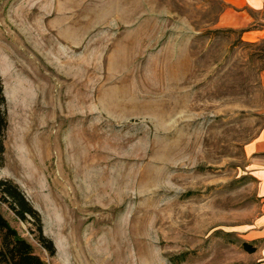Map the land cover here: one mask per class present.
<instances>
[{"label":"rangeland","instance_id":"obj_1","mask_svg":"<svg viewBox=\"0 0 264 264\" xmlns=\"http://www.w3.org/2000/svg\"><path fill=\"white\" fill-rule=\"evenodd\" d=\"M224 2L0 0V179L53 255L0 213L43 264H264L245 153L264 42L222 28Z\"/></svg>","mask_w":264,"mask_h":264},{"label":"crops","instance_id":"obj_2","mask_svg":"<svg viewBox=\"0 0 264 264\" xmlns=\"http://www.w3.org/2000/svg\"><path fill=\"white\" fill-rule=\"evenodd\" d=\"M219 25L241 34V39L252 43L264 42V0H225L220 12ZM264 84V79H263ZM250 169L260 199V214L249 232L250 241L257 246L256 260H264V126L245 146ZM254 253V254H255ZM261 259V260H260Z\"/></svg>","mask_w":264,"mask_h":264},{"label":"trees","instance_id":"obj_3","mask_svg":"<svg viewBox=\"0 0 264 264\" xmlns=\"http://www.w3.org/2000/svg\"><path fill=\"white\" fill-rule=\"evenodd\" d=\"M5 98L0 80V168L3 163V136L6 129ZM0 201L7 204L8 208L22 222L33 219L36 222L37 240L39 244L53 255L54 248L48 239L42 235L40 217L23 193L11 180L0 179ZM242 247L248 253H253L255 248L247 243ZM0 264H43L42 260L34 254L32 246L18 235L7 220L0 213Z\"/></svg>","mask_w":264,"mask_h":264}]
</instances>
